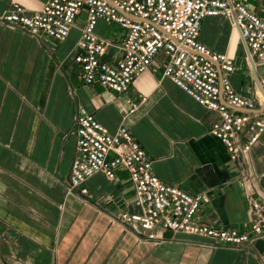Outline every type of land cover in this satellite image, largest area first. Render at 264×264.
I'll list each match as a JSON object with an SVG mask.
<instances>
[{
  "label": "crops",
  "instance_id": "1",
  "mask_svg": "<svg viewBox=\"0 0 264 264\" xmlns=\"http://www.w3.org/2000/svg\"><path fill=\"white\" fill-rule=\"evenodd\" d=\"M46 1L0 0V264H264V237L234 249L161 226L159 239L150 240L139 227L124 226L120 216L136 209L135 187L123 167L114 182L103 173L89 178L86 195L70 191L72 131L84 107L111 133L127 126L161 180L207 193L202 222L245 231L254 203L264 206V134L246 159L232 160L211 133L219 114L164 77L162 57L127 93L83 84L75 56L85 14L57 46L2 21L13 3L35 12ZM244 2L264 16V0ZM97 34L121 37L115 23L100 22ZM199 40L235 59L232 85L256 101L254 109L228 103L229 110L264 118L260 71L234 21L207 18Z\"/></svg>",
  "mask_w": 264,
  "mask_h": 264
},
{
  "label": "built area",
  "instance_id": "2",
  "mask_svg": "<svg viewBox=\"0 0 264 264\" xmlns=\"http://www.w3.org/2000/svg\"><path fill=\"white\" fill-rule=\"evenodd\" d=\"M83 14L79 53L75 56L78 79L83 84L127 93L162 57L164 77L219 114L211 133L226 145L231 159L248 157L264 134V118L229 110L228 103L236 109H254L256 101L234 89L231 75L236 69L235 59L212 51L199 36L207 18L233 20L256 59L264 90V16L250 10L244 0H47L35 12L13 3L2 21L57 46L69 37ZM100 22L117 24L120 40L99 36ZM72 133L76 138L69 181L72 193L88 194L85 183L95 174L103 173L114 182L120 167L129 172L136 211L120 216L124 226L139 227L150 240L159 239L156 229L161 226L173 233L206 238L213 246L234 249L247 248L264 237V206L259 202L254 203L248 230L202 222L199 212L210 202V196L191 194L156 176L152 158L127 126L111 133L94 114L79 107Z\"/></svg>",
  "mask_w": 264,
  "mask_h": 264
}]
</instances>
